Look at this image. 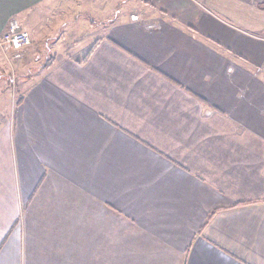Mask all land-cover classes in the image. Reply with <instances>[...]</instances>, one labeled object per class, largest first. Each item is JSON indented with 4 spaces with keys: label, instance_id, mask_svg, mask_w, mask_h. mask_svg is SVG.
Segmentation results:
<instances>
[{
    "label": "crops",
    "instance_id": "0c3cea01",
    "mask_svg": "<svg viewBox=\"0 0 264 264\" xmlns=\"http://www.w3.org/2000/svg\"><path fill=\"white\" fill-rule=\"evenodd\" d=\"M140 2L0 0V264H264L261 0Z\"/></svg>",
    "mask_w": 264,
    "mask_h": 264
},
{
    "label": "rangeland",
    "instance_id": "374dc122",
    "mask_svg": "<svg viewBox=\"0 0 264 264\" xmlns=\"http://www.w3.org/2000/svg\"><path fill=\"white\" fill-rule=\"evenodd\" d=\"M85 1H86L85 5L82 8H80V10L81 9L84 10L85 14L89 16L90 18H92L91 19L92 21L91 23H93L92 25H96L97 27V31L93 33L95 34V36L101 34L100 30H102V28L106 26L103 24H105L108 20H110L108 19V16L111 15L112 13H108V11L111 8L115 7L114 11L118 9L124 12H128V11L130 12V11H134V9L136 10L137 8H140L142 5L140 0H102L103 1L102 3L98 2L100 0H95L94 2L93 0H89V2H87V0ZM261 2H264V0H261ZM97 3L105 5V7L102 10V14L100 16H97L99 14L97 13V10H95V8L97 7ZM76 11H78L77 8L75 9V12H74L75 14L77 13ZM81 33L83 34L84 32L79 31L76 34L80 36ZM53 35L54 34H51V37ZM36 43H38V41H36ZM85 51L86 50L83 49L81 50V52H75L74 55L77 57H80L83 53H85ZM24 57L20 60H16V61L13 60L10 62H7L6 60H4L5 61L4 62L3 60L0 59V78H1L0 79V92H6L7 94H9L11 98H13L14 94L16 95V91L19 90L18 83H17V78H18L17 75L19 71L17 70H18V67H20V65L23 64Z\"/></svg>",
    "mask_w": 264,
    "mask_h": 264
},
{
    "label": "built area",
    "instance_id": "2783aa9c",
    "mask_svg": "<svg viewBox=\"0 0 264 264\" xmlns=\"http://www.w3.org/2000/svg\"><path fill=\"white\" fill-rule=\"evenodd\" d=\"M130 18L136 20L137 15L132 14ZM31 41L29 31L22 28L19 22L12 18L0 35V54L7 62L19 60L25 54V50L30 46Z\"/></svg>",
    "mask_w": 264,
    "mask_h": 264
},
{
    "label": "trees",
    "instance_id": "16d2710c",
    "mask_svg": "<svg viewBox=\"0 0 264 264\" xmlns=\"http://www.w3.org/2000/svg\"><path fill=\"white\" fill-rule=\"evenodd\" d=\"M261 7H263V8H264V2H261Z\"/></svg>",
    "mask_w": 264,
    "mask_h": 264
}]
</instances>
